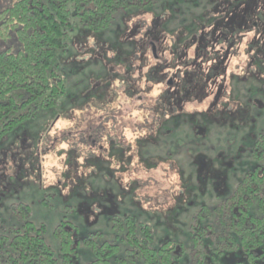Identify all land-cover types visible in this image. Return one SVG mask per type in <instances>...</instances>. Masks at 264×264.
I'll list each match as a JSON object with an SVG mask.
<instances>
[{
	"label": "rangeland",
	"instance_id": "obj_1",
	"mask_svg": "<svg viewBox=\"0 0 264 264\" xmlns=\"http://www.w3.org/2000/svg\"><path fill=\"white\" fill-rule=\"evenodd\" d=\"M258 1L264 0H156L143 12H118L106 34L75 26L55 59L65 84L62 99L0 141V235L10 238L30 222L60 264L54 232L63 226L77 242L72 264H89L95 257L85 240L94 235L98 243L121 245L129 217L151 228V248L172 242L187 250L184 264L190 231L206 223L199 219L202 207L226 198L238 176L255 166L250 152L264 133V14ZM144 53L149 62L158 54L170 67L181 65L183 107L158 126L169 129L171 139L175 128L182 136L169 148L182 147L178 159L162 146L150 151L163 158L141 164L143 140L131 136L152 104L141 92ZM101 134L115 135L133 151L112 150V140ZM100 146L106 158L98 157L105 155ZM20 206L29 208L27 217ZM221 264L248 262L234 252Z\"/></svg>",
	"mask_w": 264,
	"mask_h": 264
},
{
	"label": "trees",
	"instance_id": "obj_2",
	"mask_svg": "<svg viewBox=\"0 0 264 264\" xmlns=\"http://www.w3.org/2000/svg\"><path fill=\"white\" fill-rule=\"evenodd\" d=\"M155 2L156 0H0V141L20 124L35 119L40 111L56 107L62 99L65 84L57 72L55 59L69 46L75 26L85 34H106L113 28L118 12H143L153 7ZM258 4L264 14V1H258ZM251 26L258 28L259 25L253 22ZM148 46L151 47L150 44ZM178 51L175 47L170 53L174 55ZM144 56L145 53L140 62L145 59ZM133 57L131 59L134 60ZM153 59V62L144 60L145 65L137 68L140 74H145L141 92L152 101L150 108L144 110L142 124L130 131L133 140H143L140 145L143 152L141 164L150 157H164L152 153L151 149L164 146L167 154L171 151L169 148L173 138L177 144L182 142L177 128L171 139L172 132L169 129L158 127L161 122L167 123L173 113L183 107L179 89L183 76L181 65L178 62L170 67L169 60L158 54L153 55ZM130 73L131 81L133 66ZM150 115L151 119L147 122ZM157 133L155 142L152 139ZM107 136L112 140V150L120 149L121 153L130 154L133 151V147L121 143L115 135ZM89 138L92 139L91 136ZM91 144L90 149H93L96 143ZM99 149L105 155L98 157L106 158V147L100 146ZM181 152L182 147L176 148L170 156L178 159ZM112 154L117 156L114 152ZM132 158H128V161ZM250 159L255 166L238 176L229 195L213 207H202L199 219L206 220V223L204 226L197 224L190 231L189 255L184 264H221L223 258L229 260L234 252L241 254L248 264H263L264 133L256 140ZM113 163L116 164L117 161ZM19 209L28 216L27 206H20ZM24 227L25 231L22 232L14 230V235L10 238L0 235V263L58 264L51 246L40 235L32 233V223L27 222ZM126 227L121 245L108 241L98 243L95 240L97 236L94 235L86 239L85 246L95 257L89 264H110V258H115L120 264H135L140 260L143 264H179L182 253L187 252L172 242L164 243L158 250L151 248V228L137 225L129 217L126 219ZM54 237L59 242L60 264H72L77 243L72 237V231L57 226Z\"/></svg>",
	"mask_w": 264,
	"mask_h": 264
},
{
	"label": "water",
	"instance_id": "obj_3",
	"mask_svg": "<svg viewBox=\"0 0 264 264\" xmlns=\"http://www.w3.org/2000/svg\"><path fill=\"white\" fill-rule=\"evenodd\" d=\"M153 53H155V48H153Z\"/></svg>",
	"mask_w": 264,
	"mask_h": 264
}]
</instances>
